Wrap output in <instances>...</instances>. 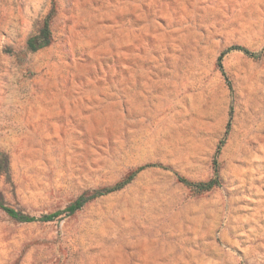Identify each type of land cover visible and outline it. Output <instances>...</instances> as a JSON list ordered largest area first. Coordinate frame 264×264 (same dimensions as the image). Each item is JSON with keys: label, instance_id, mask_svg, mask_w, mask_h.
I'll return each instance as SVG.
<instances>
[{"label": "rangeland", "instance_id": "1", "mask_svg": "<svg viewBox=\"0 0 264 264\" xmlns=\"http://www.w3.org/2000/svg\"><path fill=\"white\" fill-rule=\"evenodd\" d=\"M0 153V264H264V0H0Z\"/></svg>", "mask_w": 264, "mask_h": 264}, {"label": "trees", "instance_id": "2", "mask_svg": "<svg viewBox=\"0 0 264 264\" xmlns=\"http://www.w3.org/2000/svg\"><path fill=\"white\" fill-rule=\"evenodd\" d=\"M51 15H52V12H50V14H48L46 16V18L43 20V23H42V26H41L39 32L37 34L29 37L26 40V48L29 51L35 52L37 50L43 49V48L48 47L50 45V43H51V30H50ZM232 49H239V50H242L245 53H247V51L244 48L239 47V46H235ZM220 57H221V55L218 57V63H219ZM221 73L223 74L222 71H221ZM226 82H227L228 88L231 89L230 82L227 79H226ZM7 168H8V158L5 154L0 153V169H7ZM143 169H144V167H139L135 171H132L130 174H128L126 176V178L123 181L116 183L112 187L94 190L88 196L82 195V196L78 197L71 204H69L63 210V212L68 214V215L74 214L76 211L81 209L87 202L94 200L98 197H101L103 195L121 190L125 185L129 184L133 180V178L136 176V174L139 171H141ZM213 170H214L213 176L207 181L192 182V181H189V180H187L183 177H179V176H177V180L180 183H182L184 186H186L192 193L202 194L205 192H209V191L213 190L214 188H218L221 185V182H220V179L218 176V165H217V162L215 159L213 160ZM0 209L8 217H10L11 219H13L17 222H33L36 220L47 222V221H50L54 217L57 216V214H49V215H44V216L40 217L39 219H36L35 217L25 215L21 212L14 210L13 208L6 206L5 204H3L1 199H0Z\"/></svg>", "mask_w": 264, "mask_h": 264}]
</instances>
